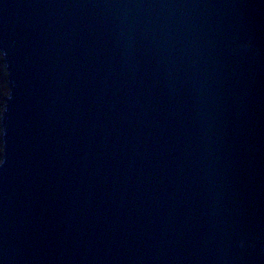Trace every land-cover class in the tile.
I'll return each instance as SVG.
<instances>
[{
	"label": "water",
	"instance_id": "obj_1",
	"mask_svg": "<svg viewBox=\"0 0 264 264\" xmlns=\"http://www.w3.org/2000/svg\"><path fill=\"white\" fill-rule=\"evenodd\" d=\"M0 264H264V0H0Z\"/></svg>",
	"mask_w": 264,
	"mask_h": 264
},
{
	"label": "rangeland",
	"instance_id": "obj_2",
	"mask_svg": "<svg viewBox=\"0 0 264 264\" xmlns=\"http://www.w3.org/2000/svg\"><path fill=\"white\" fill-rule=\"evenodd\" d=\"M6 65L3 61V55L0 53V161L3 158V143H2V124H1V116L3 113V108L5 104V97L9 94L10 90L7 84V76H6Z\"/></svg>",
	"mask_w": 264,
	"mask_h": 264
}]
</instances>
